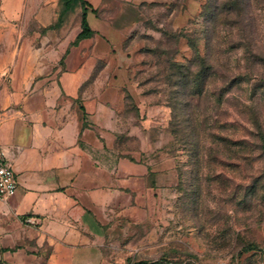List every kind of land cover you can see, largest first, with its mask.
Returning a JSON list of instances; mask_svg holds the SVG:
<instances>
[{"label": "crops", "instance_id": "0c3cea01", "mask_svg": "<svg viewBox=\"0 0 264 264\" xmlns=\"http://www.w3.org/2000/svg\"><path fill=\"white\" fill-rule=\"evenodd\" d=\"M84 1L0 0V146L18 183L0 201V264L152 262L171 241L175 158L129 116L113 13L168 0ZM84 10L93 35L78 40Z\"/></svg>", "mask_w": 264, "mask_h": 264}, {"label": "rangeland", "instance_id": "374dc122", "mask_svg": "<svg viewBox=\"0 0 264 264\" xmlns=\"http://www.w3.org/2000/svg\"><path fill=\"white\" fill-rule=\"evenodd\" d=\"M117 4L115 24L128 28L129 116L177 166L175 220L159 236L171 241L154 257L261 264L264 0Z\"/></svg>", "mask_w": 264, "mask_h": 264}, {"label": "built area", "instance_id": "2783aa9c", "mask_svg": "<svg viewBox=\"0 0 264 264\" xmlns=\"http://www.w3.org/2000/svg\"><path fill=\"white\" fill-rule=\"evenodd\" d=\"M18 183L12 164L6 161L5 154L0 146V201H6L17 193ZM0 250L2 243L0 239ZM264 264V261L261 263Z\"/></svg>", "mask_w": 264, "mask_h": 264}, {"label": "trees", "instance_id": "16d2710c", "mask_svg": "<svg viewBox=\"0 0 264 264\" xmlns=\"http://www.w3.org/2000/svg\"><path fill=\"white\" fill-rule=\"evenodd\" d=\"M76 1L80 2L83 6L86 5L84 0H64L65 12L68 11L71 8L72 4ZM82 25H83V32L79 35L78 40L90 38L93 35V32L91 31L89 24L87 22L86 10H84L83 12ZM135 264H160V262L159 261L139 262Z\"/></svg>", "mask_w": 264, "mask_h": 264}]
</instances>
